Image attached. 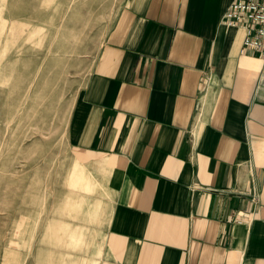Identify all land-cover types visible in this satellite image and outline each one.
<instances>
[{"label": "crops", "instance_id": "0c3cea01", "mask_svg": "<svg viewBox=\"0 0 264 264\" xmlns=\"http://www.w3.org/2000/svg\"><path fill=\"white\" fill-rule=\"evenodd\" d=\"M230 0H123L69 118L109 170L106 264H264V57Z\"/></svg>", "mask_w": 264, "mask_h": 264}, {"label": "rangeland", "instance_id": "374dc122", "mask_svg": "<svg viewBox=\"0 0 264 264\" xmlns=\"http://www.w3.org/2000/svg\"><path fill=\"white\" fill-rule=\"evenodd\" d=\"M122 1L0 0V20L42 16L30 50L8 46L5 59L0 44V264L107 262L109 170L71 150L67 131Z\"/></svg>", "mask_w": 264, "mask_h": 264}, {"label": "built area", "instance_id": "2783aa9c", "mask_svg": "<svg viewBox=\"0 0 264 264\" xmlns=\"http://www.w3.org/2000/svg\"><path fill=\"white\" fill-rule=\"evenodd\" d=\"M223 22L230 28L245 30L242 53L264 57V0H230Z\"/></svg>", "mask_w": 264, "mask_h": 264}, {"label": "bare ground", "instance_id": "6f19581e", "mask_svg": "<svg viewBox=\"0 0 264 264\" xmlns=\"http://www.w3.org/2000/svg\"><path fill=\"white\" fill-rule=\"evenodd\" d=\"M16 3H19V0H15V4ZM41 18L42 16L40 12L36 13L30 10L20 11L15 8L13 10L11 9L7 17L2 16L0 20V30L4 31L7 35L0 41L2 47L1 58H3L2 55H5V59H9L13 56L12 52L3 51V48H7L8 46H12L14 48L19 47L18 51H21L22 49L30 50L37 34L36 29L31 25V23L35 19Z\"/></svg>", "mask_w": 264, "mask_h": 264}]
</instances>
